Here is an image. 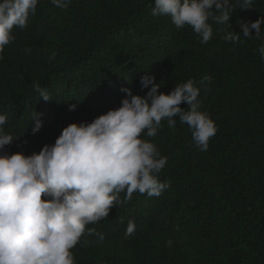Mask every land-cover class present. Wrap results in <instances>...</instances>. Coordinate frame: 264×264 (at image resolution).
I'll use <instances>...</instances> for the list:
<instances>
[{"label":"trees","instance_id":"1","mask_svg":"<svg viewBox=\"0 0 264 264\" xmlns=\"http://www.w3.org/2000/svg\"><path fill=\"white\" fill-rule=\"evenodd\" d=\"M154 3L71 0L64 9L39 0L27 28H13L15 40L0 60V115L10 116L11 133L6 123L3 129L17 139L0 155L38 154L69 124L118 108L126 95L121 88L141 92L144 75L155 77L164 94L193 79L201 89L200 111L217 127L208 150L195 147L178 115L174 129L165 119L155 137L145 130L141 138L168 158L158 179L170 187L159 197L134 192L126 203V193H119L109 216L86 226L104 240L84 236L87 243L70 251L75 264H264V61L257 51L264 25L257 39L243 37L237 23L264 15V0L248 10L236 6L232 29L209 20L213 37L206 44L190 26L153 17ZM225 29L241 34L242 42L221 39ZM205 75L212 78L207 91L198 83ZM37 84L51 100L40 97ZM71 104L75 111H68ZM180 107L189 108L186 102ZM35 111L42 128L33 135ZM129 219L136 227L126 238Z\"/></svg>","mask_w":264,"mask_h":264},{"label":"clouds","instance_id":"2","mask_svg":"<svg viewBox=\"0 0 264 264\" xmlns=\"http://www.w3.org/2000/svg\"><path fill=\"white\" fill-rule=\"evenodd\" d=\"M50 2L67 9L71 0ZM253 2L155 0L151 15L168 16L177 28L190 26L200 43L206 44L213 37L209 20L232 29L230 13L236 6L252 9ZM38 3L39 0H0V60L4 59L5 46L15 40L13 28L26 29ZM237 23L243 37L261 39L264 15L254 22ZM221 39L233 44L242 42L241 34L233 30L225 29ZM257 51L264 61V39ZM55 57L53 52L49 59ZM139 72L145 74L146 67L141 66ZM211 79L205 75L198 83L207 91ZM140 85L141 92L121 88L126 95L118 108H108L106 114L90 123L69 124L53 145H44L38 154L0 155V264H75L70 250L78 243H87L84 236L96 235L99 242L104 240L102 234L86 226L107 218L111 207L120 202L119 193H126L125 203L134 192L159 197L171 185L170 181L161 183L158 179L168 158L161 157L156 145L142 139L141 134L146 130L148 137H155L162 120L166 119L168 127L174 129V117L178 115L180 123L189 126L195 147L202 152L208 150L217 127L207 113L200 111L201 89L195 80L177 84L169 94L160 93L155 77L149 75L141 77ZM35 91L44 101L51 100L39 84ZM184 102L188 110L180 107ZM26 106L27 100L18 106L19 113ZM76 108L71 104L68 111ZM41 116L36 111L32 115L33 135L42 128ZM5 123L10 129V116L0 115V151L17 140L4 132ZM135 227L129 219L126 238L135 232Z\"/></svg>","mask_w":264,"mask_h":264}]
</instances>
